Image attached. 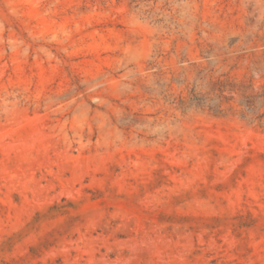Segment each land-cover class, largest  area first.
I'll return each mask as SVG.
<instances>
[{
    "label": "rangeland",
    "instance_id": "1",
    "mask_svg": "<svg viewBox=\"0 0 264 264\" xmlns=\"http://www.w3.org/2000/svg\"><path fill=\"white\" fill-rule=\"evenodd\" d=\"M0 264H264V0H0Z\"/></svg>",
    "mask_w": 264,
    "mask_h": 264
}]
</instances>
